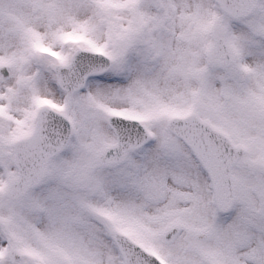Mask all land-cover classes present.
<instances>
[{
	"label": "snow or ice",
	"instance_id": "1",
	"mask_svg": "<svg viewBox=\"0 0 264 264\" xmlns=\"http://www.w3.org/2000/svg\"><path fill=\"white\" fill-rule=\"evenodd\" d=\"M0 264H264V0H0Z\"/></svg>",
	"mask_w": 264,
	"mask_h": 264
}]
</instances>
